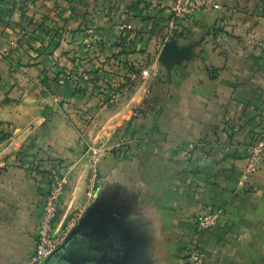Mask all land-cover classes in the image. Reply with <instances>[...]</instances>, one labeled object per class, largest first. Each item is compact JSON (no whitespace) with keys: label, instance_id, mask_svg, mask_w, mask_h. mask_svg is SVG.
Listing matches in <instances>:
<instances>
[{"label":"crops","instance_id":"obj_1","mask_svg":"<svg viewBox=\"0 0 264 264\" xmlns=\"http://www.w3.org/2000/svg\"><path fill=\"white\" fill-rule=\"evenodd\" d=\"M216 1L170 37L177 0H0V264L32 252L60 161L57 224L78 212L84 234L128 264H189L195 217L215 208L204 264H264V162L250 159L264 122V0ZM147 63L155 78L139 73Z\"/></svg>","mask_w":264,"mask_h":264},{"label":"built area","instance_id":"obj_2","mask_svg":"<svg viewBox=\"0 0 264 264\" xmlns=\"http://www.w3.org/2000/svg\"><path fill=\"white\" fill-rule=\"evenodd\" d=\"M219 7L220 5L216 0H177L176 4L172 6L170 20L167 21L168 27H170L168 30L175 34L177 29L183 28L180 24H184L188 16L200 12H209ZM259 44L264 48V40L260 41ZM5 53L0 48V59L4 57ZM21 68H24V66H21ZM158 72V67L150 68L144 66L140 69L143 78H155ZM138 114L139 112L135 111L133 116L137 117ZM126 145L127 139L122 138L118 147L124 151ZM251 149L252 156L257 157L258 161H264V122L258 130L256 142L251 146ZM62 167L60 165H50L47 169L46 188L38 205L34 246L27 264H42L46 262L49 256L65 244L70 232L82 218L78 212L73 211L61 225L57 224L61 198L68 182ZM254 170L253 164L243 169L239 179L241 186H245L250 182ZM97 180L98 175L94 172L88 185V197H96L98 195L96 190ZM222 213V208H215L196 215L193 238L184 251L189 264H204L202 236L218 222Z\"/></svg>","mask_w":264,"mask_h":264},{"label":"flooded vegetation","instance_id":"obj_3","mask_svg":"<svg viewBox=\"0 0 264 264\" xmlns=\"http://www.w3.org/2000/svg\"><path fill=\"white\" fill-rule=\"evenodd\" d=\"M82 228L83 225L71 231L63 247L45 264H125L122 254L112 249L110 240L102 241L100 233L85 235ZM93 230L99 231L97 227Z\"/></svg>","mask_w":264,"mask_h":264},{"label":"rangeland","instance_id":"obj_4","mask_svg":"<svg viewBox=\"0 0 264 264\" xmlns=\"http://www.w3.org/2000/svg\"><path fill=\"white\" fill-rule=\"evenodd\" d=\"M169 20H170V18H169V19H166V22H165L166 24H165V25L163 26V28H162L163 31H164V27H165V26L168 27L167 21H169ZM186 25H187V26H186ZM168 28H170V27H168ZM183 29H184V30H185V29L190 30V29H189V24L185 22L184 25H183ZM161 32H162V30H161ZM165 32L167 33V34H165V35H167V36H170V37L174 36V34H172L169 30H166ZM160 35H161V36H164L162 33H161ZM149 62H150V61H149ZM148 64H150V63H147V65H146L147 67H150V68H151V67H152V68L154 67V64H152L151 66L148 65ZM139 73H140V72H139ZM133 113H134V112H133ZM5 137H6V139H8V138L10 137V133H9V132H5V134H3V135H2V133H1V135H0V139H2V138L4 139ZM250 159H251V160L254 159V160H256V162L258 161V158L255 157V156H252V155H251V158H250ZM258 162H259V161H258ZM260 162H264V161H260ZM250 164H252V162H251ZM250 164H248L246 167L250 166ZM253 165H254V168H255V170L253 171V173H254V172L256 171V169H257V163H254ZM246 167H245V168H246ZM68 216H69V215H68ZM68 216H67V217H68ZM57 218H58V217H57ZM66 219H67V218H66ZM63 222H64V221H63ZM63 222H62V223H63ZM62 223H61V224H62ZM58 225H60V224L58 223ZM202 238H203V236H202ZM201 242H202V245H203V241H202V239H201ZM203 248H204V247H203ZM203 250H204V249H203ZM30 254H31V253H30ZM29 256H30V255H29ZM29 256H28V258L25 260L24 264H27V262L29 261ZM52 256H53V255H52ZM185 257H186V256H185ZM186 259H188V258L186 257ZM45 263H46V262H44V263H42V264H45Z\"/></svg>","mask_w":264,"mask_h":264},{"label":"water","instance_id":"obj_5","mask_svg":"<svg viewBox=\"0 0 264 264\" xmlns=\"http://www.w3.org/2000/svg\"><path fill=\"white\" fill-rule=\"evenodd\" d=\"M84 219H85V218L82 217V218L80 219L79 223L74 227V229H73L72 231H75V229H77L78 227L82 226V225L84 224ZM62 247H63V246H62ZM62 247H61V248H62ZM61 248H59L58 250H60ZM58 250H57V251H58ZM57 251H56V252H57ZM56 252H54L52 255H54ZM52 255H51V256H52ZM51 256H49V257L47 258L46 262L50 259ZM124 263H125V264H128V262H127V258L124 259Z\"/></svg>","mask_w":264,"mask_h":264},{"label":"trees","instance_id":"obj_6","mask_svg":"<svg viewBox=\"0 0 264 264\" xmlns=\"http://www.w3.org/2000/svg\"><path fill=\"white\" fill-rule=\"evenodd\" d=\"M52 165H60V166H65V164L64 163H62V161H60V162H53V164Z\"/></svg>","mask_w":264,"mask_h":264}]
</instances>
